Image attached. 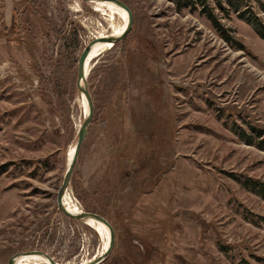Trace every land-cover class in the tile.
Here are the masks:
<instances>
[{
    "label": "rangeland",
    "instance_id": "obj_1",
    "mask_svg": "<svg viewBox=\"0 0 264 264\" xmlns=\"http://www.w3.org/2000/svg\"><path fill=\"white\" fill-rule=\"evenodd\" d=\"M120 1L133 26L89 62L93 116L65 204L112 226L101 264H264V38L249 10L264 21V0ZM109 13L0 0V264L103 252L57 196L87 116L79 59L113 33Z\"/></svg>",
    "mask_w": 264,
    "mask_h": 264
},
{
    "label": "water",
    "instance_id": "obj_2",
    "mask_svg": "<svg viewBox=\"0 0 264 264\" xmlns=\"http://www.w3.org/2000/svg\"><path fill=\"white\" fill-rule=\"evenodd\" d=\"M85 2H111L116 4L118 7L124 9L125 11H127L128 15H129V22L128 25L124 31V33L119 36V37H109V38H104V39H94L93 41H91L89 43V45H87V47L84 49V51L81 54V57L79 59V63H78V86L80 91L84 94V96L86 97L88 103H89V114L88 116H86L85 121L83 122L79 133H78V141H77V145H76V154L73 158V161L70 163V165L68 166L67 172L65 174L63 183L58 191V196H57V205L58 208L61 212H63L65 215H67L68 217L75 219V220H79V221H87V220H95L97 222H101L104 225H106L110 231V237H111V242L109 245L108 250L104 253V255H102L101 257H99L98 259H94L93 261L89 262L88 264H101L110 254L112 247H113V242H114V231L112 226L110 225V223L103 218L100 215L94 214V213H87V212H82L80 214H73L70 213L67 208L64 206L63 204V200L65 197V194L67 192L68 186L70 184L71 178H72V173H73V169L76 163V157L77 154L80 150V147L85 139V136L87 134L89 125L91 123L92 120V116H93V102L91 99V95L90 92L87 88L86 85V77H85V65H86V61L87 58H89V54L92 51V48L95 44L97 43H103V42H108V43H112L113 45L120 42L121 40H123L125 38V36L130 32L132 26H133V13L132 11L129 9V7L127 5H125L123 2H121L120 0H83ZM84 82V84H83ZM82 83V85H81ZM23 255H39L41 257L46 258L47 260H49L51 262V264H57L50 256H48L46 253L43 252H38V251H32V252H24L21 254H16L13 257L10 258V260L8 261L7 264H16L15 260L18 256H23Z\"/></svg>",
    "mask_w": 264,
    "mask_h": 264
},
{
    "label": "bare ground",
    "instance_id": "obj_3",
    "mask_svg": "<svg viewBox=\"0 0 264 264\" xmlns=\"http://www.w3.org/2000/svg\"><path fill=\"white\" fill-rule=\"evenodd\" d=\"M91 3L94 4L95 8L98 9V10H102L105 7L110 10L109 15H110L111 23L113 24V33L110 36H106L105 35L101 39L109 38V37H114L115 38V37L121 36L124 33V31H125V29L127 27V21H126V18L124 16V14L122 13V11L126 13L127 18H128V22H129V15H128L127 11H125L124 9L118 7L116 4L111 3V2H103V1H101V2H91ZM113 13H118L119 15H121L122 18L124 19V23L121 24V25L114 24ZM111 47H113V44L112 43H108V42L97 43V44H95L93 46L92 51L90 52L89 58H87L86 65H85V77L86 78L88 76V71H89L88 67H89V64H90L89 63L90 60L93 57H95L96 55H98L99 53L103 52L106 48H111ZM83 84H84V82H83ZM81 85H82V83H81ZM84 100H85V107H86L87 116H88L89 111H90L89 103H88V101H87L85 96H84ZM75 154H76V146L74 147V152H73V155L70 158L69 165L73 161V158H74ZM63 204H64V206L67 208V210L70 213H73V214L82 213L80 210L71 207L69 204H67V203L65 204V198L63 200ZM86 223L88 225L89 224L93 225L95 227V229H97L102 235H105L107 237V242L105 243V247L103 249V252L99 255V257H101L102 255H104V253L109 248V245H110V242H111L110 231H109L108 227L106 225H104L103 223H101V222H97L95 220H87ZM32 256H35V257H32ZM36 257L42 258L44 260H47L46 258L41 257L39 255H23V256H18L16 258V260H15V263L16 264H28V263L29 264L30 263H34V264H51V262L49 260H47L49 262V263H47V261L45 262V261H43L41 259H38ZM98 258H96V259H98Z\"/></svg>",
    "mask_w": 264,
    "mask_h": 264
},
{
    "label": "trees",
    "instance_id": "obj_4",
    "mask_svg": "<svg viewBox=\"0 0 264 264\" xmlns=\"http://www.w3.org/2000/svg\"><path fill=\"white\" fill-rule=\"evenodd\" d=\"M219 4L222 6V4L220 2H219ZM241 5H243V4H241ZM241 5L238 3V4L234 5V8L235 9H241ZM246 7L248 8V5ZM249 10H251V14H253L251 17V21H252L257 33L264 38V21L262 20V18L260 16H258L255 12H253L250 7H249ZM242 16L246 17L245 14H243ZM212 22H213V25L217 29L221 30V33H224L223 27L215 19L212 18ZM226 40L229 43L233 42V40L229 36H226ZM254 186L251 188L252 190H255L256 187H254Z\"/></svg>",
    "mask_w": 264,
    "mask_h": 264
}]
</instances>
